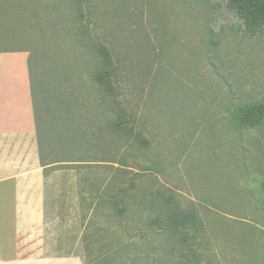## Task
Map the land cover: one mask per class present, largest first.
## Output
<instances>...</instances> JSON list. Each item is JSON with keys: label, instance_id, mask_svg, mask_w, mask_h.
Segmentation results:
<instances>
[{"label": "rangeland", "instance_id": "374dc122", "mask_svg": "<svg viewBox=\"0 0 264 264\" xmlns=\"http://www.w3.org/2000/svg\"><path fill=\"white\" fill-rule=\"evenodd\" d=\"M48 1L62 9L55 33L48 28L42 37L33 27L28 34L34 42L23 43L39 56L32 71L44 122L43 168L51 192L69 208L71 234H78L83 259L78 264H87L85 217H91L89 205L96 201L94 184L105 177L95 161L108 152L117 156L110 164L114 177L121 168L131 172L117 186L129 187L139 163L151 177L137 178L138 183L156 179L202 210L203 264H264V222L243 225L239 183L247 153L256 170L248 184L256 199L264 200V135L232 129L228 113L231 102L264 99V36L247 37L228 0H98L92 15L84 11V25L90 17L94 24L84 37L63 17L66 1ZM210 30L216 34L213 44ZM103 46L110 53L119 106L149 142V163L139 146L107 138L112 111L93 80L102 64L95 52ZM55 87L58 106L77 105L74 114L48 111ZM71 87L73 98L67 95ZM84 158L94 162H65Z\"/></svg>", "mask_w": 264, "mask_h": 264}, {"label": "trees", "instance_id": "16d2710c", "mask_svg": "<svg viewBox=\"0 0 264 264\" xmlns=\"http://www.w3.org/2000/svg\"><path fill=\"white\" fill-rule=\"evenodd\" d=\"M65 1L66 13H63V17L71 22L73 30L78 29L83 32L84 37L89 33L92 34L94 26L92 17L87 19V24L84 25V11L92 15L93 10L98 7L99 1ZM183 1L185 3L186 0ZM56 7L52 6L48 0H0V25L3 26L0 32L5 33V35L0 33V40L5 41L4 44L0 41V45H4L2 47L6 49H1L0 53H29L31 89L43 167H46L43 165L42 156L45 145L43 140H40V130L44 122L41 108L37 103L32 71L39 56L32 52L30 46L26 45H31L34 42L33 35L28 34L29 29L33 27L39 30L38 35L42 37L48 28H55L52 29L55 33L57 27L55 18L62 12L59 6ZM227 8L242 21V32L247 37L264 36V0H228ZM73 13L76 14L74 17ZM214 33V30H210L212 44L215 43L213 35L216 34ZM25 41L29 43L24 45ZM210 44L209 42L206 44L207 50L210 48ZM14 47L17 48L10 49ZM21 47L26 48L20 49ZM95 53L102 56V64L93 75V80L99 90L101 89L104 102L110 108L108 110L112 111L107 138L109 140L115 136L120 140L125 139L126 145L130 144V147L139 146L140 154L146 160L149 158V142L140 130L127 121L126 110L119 106L118 94H115L118 89L116 90L112 83L114 77L109 50L103 46ZM53 79L49 77L50 86L56 83ZM73 88H67V95L70 98L76 94V90ZM57 90L58 88L55 87L54 91L53 89L51 91L53 96H51V105L48 106V111L54 113L58 109H62L63 112L67 110L69 114H74L77 111V105L58 106L60 104L56 103ZM228 113L232 129L237 128L239 131L261 130L264 135V99L247 101L244 104L231 102ZM74 141L77 143L76 139ZM106 142L107 140L104 138L102 143ZM74 155L76 157L79 154L75 153ZM100 156V160L95 162L101 163L99 168L105 170V177H99L101 184H94L96 201L89 205L88 214H91V217L85 215L86 219L84 218L87 225L82 235V244L87 264H203L202 239L205 223L202 210L194 203H187L178 192L159 183L156 179L150 178L145 182L138 183L137 178L151 177L149 175L151 170L146 166H140L139 163H135L139 170L130 178L129 187L117 186L116 182L128 179L131 172L121 168L115 171L116 177H114L112 175L114 168L110 164H116L114 159L117 156L112 152L103 153ZM243 161L240 168L241 181H238L242 192L240 206L244 218L243 225L245 228H251L254 222H264V215L262 216L264 200H257L248 184L250 176L256 170L251 166L247 153L243 156ZM65 162L94 161L84 158L80 161ZM146 162L148 161L146 160ZM262 172L264 173V171Z\"/></svg>", "mask_w": 264, "mask_h": 264}, {"label": "crops", "instance_id": "0c3cea01", "mask_svg": "<svg viewBox=\"0 0 264 264\" xmlns=\"http://www.w3.org/2000/svg\"><path fill=\"white\" fill-rule=\"evenodd\" d=\"M29 54L0 53V264H78L69 208L41 164Z\"/></svg>", "mask_w": 264, "mask_h": 264}]
</instances>
